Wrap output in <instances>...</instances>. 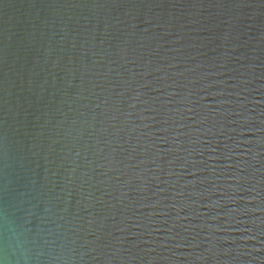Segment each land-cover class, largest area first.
<instances>
[{
	"label": "water",
	"instance_id": "1",
	"mask_svg": "<svg viewBox=\"0 0 264 264\" xmlns=\"http://www.w3.org/2000/svg\"><path fill=\"white\" fill-rule=\"evenodd\" d=\"M0 264H264V0H0Z\"/></svg>",
	"mask_w": 264,
	"mask_h": 264
}]
</instances>
